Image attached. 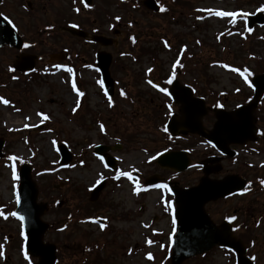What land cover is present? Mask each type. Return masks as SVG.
I'll return each mask as SVG.
<instances>
[{"label":"rangeland","instance_id":"rangeland-1","mask_svg":"<svg viewBox=\"0 0 264 264\" xmlns=\"http://www.w3.org/2000/svg\"><path fill=\"white\" fill-rule=\"evenodd\" d=\"M141 2L113 0L108 7L103 6L110 10V21H100L92 14L78 12L77 0H51L48 8L35 15V28L24 30L27 41L38 42L36 47H24L25 52L41 56L34 73L10 72L7 63L15 51L0 50V100L9 102H0V138L4 139L0 157V264L37 261L25 251L26 237L20 234L22 222L12 215L22 163L31 165L40 189L39 201L49 204L44 219L53 227L45 240L59 247L57 264H171L169 232L173 230V218L165 204L167 198L163 200L162 190L139 194L121 175L133 170L143 176L153 173L150 166L146 169V152L153 153L168 144L161 140L159 126L178 110L170 98L146 80L160 85L161 79L172 81L177 76L199 94L208 92L211 104L221 94V102L233 107L253 93L250 79L239 70H247L245 73H251V77L264 71V44L258 40V33L242 38L243 31L225 32V25L207 15L223 6L230 10L242 6L240 0H193L190 9L197 6L198 12L192 17L183 7L181 18L151 14ZM246 4L247 11L254 12L256 1L247 0ZM49 19L55 27L51 34L41 28ZM93 23L100 33L117 38V44L107 48L90 45L60 30L67 24L91 30ZM116 28L119 34L113 33ZM132 39L135 46L131 45ZM100 48L113 54L111 73L117 89L114 101L102 96L95 63ZM177 58H181L179 66L174 63ZM60 63L69 64L71 71H62L57 65ZM74 79L83 97L77 96ZM100 125L106 126V132ZM63 144L72 157L65 166L60 164L58 151V145ZM99 144L111 150L108 153L117 161L115 170L104 168L106 165L95 153ZM10 157H15L19 165ZM248 157L255 165L258 158ZM196 175H183L180 180H192ZM102 179H107V185L100 198L90 202L91 187ZM235 201L232 199L228 207L225 203L210 207L218 223ZM248 205L255 203L249 201ZM252 216L248 210L251 225L245 236L263 242L264 225L252 224ZM98 218L106 227L95 223ZM263 248V244L254 247L258 264H264ZM183 264H236V260L233 252L215 247Z\"/></svg>","mask_w":264,"mask_h":264},{"label":"water","instance_id":"water-1","mask_svg":"<svg viewBox=\"0 0 264 264\" xmlns=\"http://www.w3.org/2000/svg\"><path fill=\"white\" fill-rule=\"evenodd\" d=\"M146 5L155 8L154 0H147ZM74 35L87 37L89 34L77 29L67 28ZM103 45L112 43L110 38L105 36H90ZM9 43L14 46H21V39L15 38L13 31L0 28V45ZM112 55L105 51L98 53V66L102 71L105 87L109 94L114 92V82L110 74ZM34 66V58L23 56L15 65L17 69H31ZM255 88L254 98L246 105L237 109L227 111L222 108H215L217 121L211 131H206L202 125V116L206 114L204 99L193 96L189 86L181 85L175 81L170 89V94L176 101L182 103V117L173 116L170 121V131L198 132L210 141L214 142L220 149L230 154L228 145L230 143H245L247 140L256 139V118L253 112L257 103L264 93V74L253 78ZM3 140L0 139V148ZM104 147H97V152L104 151ZM71 159L69 152L62 148V164ZM162 162H170L173 167L179 170L187 167L188 157L186 154L170 153L161 157ZM113 165L114 161L108 159ZM21 186L17 212L23 217L24 226L28 234L27 248L32 255L39 256L37 264H55L56 246L45 244L43 236L49 224L41 219L48 209L47 204L38 203V187L32 179L31 167L23 165L21 169ZM104 184L99 186L92 194L91 200H96ZM245 186V181L237 176H229L224 180L212 181L204 178L198 186L190 189L176 188L177 210L175 218L178 223V230L173 244V264H181L187 258L203 253L216 244L226 246L236 251L238 264H254L246 255V248L241 240H238L232 232L231 225L224 222L218 227L205 212L204 206L208 201L217 200Z\"/></svg>","mask_w":264,"mask_h":264},{"label":"flooded vegetation","instance_id":"flooded-vegetation-1","mask_svg":"<svg viewBox=\"0 0 264 264\" xmlns=\"http://www.w3.org/2000/svg\"><path fill=\"white\" fill-rule=\"evenodd\" d=\"M80 4L79 10L81 14L86 12L85 14H92L93 16L99 17V15L103 11V6L108 7L109 3H112L113 0H86L90 1V5H86L87 2L85 0H78ZM161 6L160 12H153L148 10L151 14H161V15H169V16H178L177 18H181L184 11L183 7L187 8L185 11L186 15L194 17L193 12H198V7H192L193 0H157ZM245 1V2H244ZM247 0H240L242 6L234 7V12L236 13V18L238 21L234 24L235 28L242 27L243 18L246 16L239 14L244 9L247 10ZM252 3L256 1L257 9L260 10V15L258 16V20L261 22L264 21V0H251ZM47 2V4H46ZM51 0H1L0 2V14L6 17L14 26L16 31L21 35L24 40V30L29 31L32 28H35V15L39 12L44 11L46 7L50 4ZM56 10V5L53 6ZM58 9V6H57ZM44 13V12H43ZM191 13H193L191 15ZM91 17V15L89 16ZM51 20L49 19L48 23L43 25L41 28L46 32H51ZM258 32L260 34L259 40L262 44H264V23L256 25ZM14 49L11 46H5L1 49ZM15 54H13V58L8 63L13 64L16 58H18L19 54L22 52L21 50L14 49ZM5 61H6V52H5ZM7 63V64H8ZM210 106V103L208 104ZM258 115H257V140L255 142H247L244 145H236L232 144L230 147L232 150L236 151L235 156L229 157L228 155H223L216 149L211 143L207 141L200 140L197 134H193L190 132H182L180 131L177 134V137L180 139H187L190 142L187 144H182L177 140L170 141V146L168 149L179 150L184 149L189 151L192 161L190 167L185 172H175L169 169H161L157 163L151 165L153 168V173L160 175L159 179L164 181L165 183L173 185H181V186H193L196 185L199 179L206 174L205 170L208 171V175L214 179H220L230 174H238L241 177H245L248 181V186L239 193L233 194L216 202H212L210 204L218 205L219 203H228L231 199H236L235 206L233 207V211L230 212L229 216H234L235 219L239 220V224L242 226V230L245 231L246 224L248 223V210L252 212V220L257 225H264V167H252L249 163L248 158L245 157V153L250 150V147L254 146V148L258 151V153L264 156V98L261 100V103L258 107ZM210 116V118H207ZM204 120V126L209 129L214 125V113L212 110H209V114ZM207 119V120H206ZM167 127V123L165 129ZM194 168H197L196 170ZM155 171V172H154ZM152 174V173H150ZM189 174H197L195 178L192 180H180V176L189 175ZM251 197V200H254L255 207H248V199ZM264 242V241H263Z\"/></svg>","mask_w":264,"mask_h":264},{"label":"snow or ice","instance_id":"snow-or-ice-1","mask_svg":"<svg viewBox=\"0 0 264 264\" xmlns=\"http://www.w3.org/2000/svg\"><path fill=\"white\" fill-rule=\"evenodd\" d=\"M163 11V9H161ZM216 15L218 16H235L236 13H227V12H217ZM27 46V45H26ZM69 71H71V69H69ZM232 71H237V69H232ZM246 71V70H245ZM243 75V73H241ZM168 83H171V81L169 80ZM73 87L75 88V85H73ZM161 91H165L164 89H161ZM123 95V93H121ZM79 96H83L84 93L82 92H78ZM0 102L4 103V104H8L9 102L7 100H0ZM45 119H47V117H45ZM10 159H15V157H10ZM13 175L15 177V172H13ZM121 175H125L128 176L129 179H132V177L128 174V173H121ZM160 187H167L166 185H160ZM17 202H19V198H17ZM13 216L16 215V213H12ZM19 219L23 220V217H19ZM233 219H235L233 217ZM173 224H175V220H173ZM101 227H103V225H101ZM149 259H151V256H149Z\"/></svg>","mask_w":264,"mask_h":264}]
</instances>
